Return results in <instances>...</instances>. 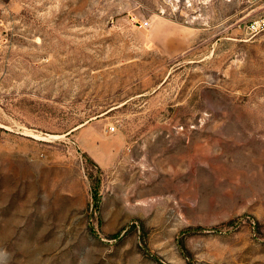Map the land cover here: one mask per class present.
<instances>
[{"label":"rangeland","instance_id":"obj_1","mask_svg":"<svg viewBox=\"0 0 264 264\" xmlns=\"http://www.w3.org/2000/svg\"><path fill=\"white\" fill-rule=\"evenodd\" d=\"M261 2L0 0V264H264Z\"/></svg>","mask_w":264,"mask_h":264},{"label":"built area","instance_id":"obj_2","mask_svg":"<svg viewBox=\"0 0 264 264\" xmlns=\"http://www.w3.org/2000/svg\"><path fill=\"white\" fill-rule=\"evenodd\" d=\"M252 3H257L261 0H248ZM262 8V15L258 18H256L255 20L252 21L250 28L252 31H260L264 29V0H262L261 2V6ZM115 127H112L111 130H114Z\"/></svg>","mask_w":264,"mask_h":264}]
</instances>
